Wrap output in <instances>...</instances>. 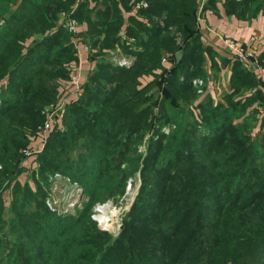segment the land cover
Listing matches in <instances>:
<instances>
[{
  "label": "trees",
  "instance_id": "obj_1",
  "mask_svg": "<svg viewBox=\"0 0 264 264\" xmlns=\"http://www.w3.org/2000/svg\"><path fill=\"white\" fill-rule=\"evenodd\" d=\"M251 2L264 6H223L230 13ZM199 4L0 0V264H264V131H252L264 88L234 59L224 102L196 95L192 80L206 58L214 66L218 56L201 41ZM67 14L86 25L94 61L68 100L60 89L78 49L63 24ZM117 56H132V64H117ZM258 59L264 64V52ZM62 98L35 158L33 184L21 183L20 150L41 144L45 108ZM163 124L169 134L160 132ZM147 131L143 154L136 146ZM136 174L138 193L111 239L90 219L92 204L119 194ZM54 176L82 188L86 201L77 214L59 216L46 206Z\"/></svg>",
  "mask_w": 264,
  "mask_h": 264
},
{
  "label": "crops",
  "instance_id": "obj_2",
  "mask_svg": "<svg viewBox=\"0 0 264 264\" xmlns=\"http://www.w3.org/2000/svg\"><path fill=\"white\" fill-rule=\"evenodd\" d=\"M224 1L225 0H214L211 4L209 3L205 8L206 10L201 13V21H198L196 24L201 35L202 43L209 46L219 57H224L230 61L229 64H222L218 56H216L214 59L216 64L214 66H212V61L208 58H206V62L202 66L203 76L206 78L210 76L212 78V82L206 86L205 95L211 97L214 105L217 102H224V94L229 92L231 62L237 59L235 54L225 47L223 38L233 39L245 49L252 48L258 58L259 55L261 56L264 52V6L258 8L251 2L227 13L226 8L223 6ZM254 1L260 3L264 2V0ZM125 17H127V14H125ZM77 30L80 35V40L76 41L78 59L77 62L70 64V77L76 76L79 82L84 83L94 66V61L89 58L88 47H86L85 44L86 25L79 24ZM249 71L253 73L252 70ZM214 79L221 80L222 82L224 93L220 96L218 95L217 88L212 84ZM71 94L74 96V93L70 90L69 83L63 82L60 95H62V97L65 96L64 98L68 100V98L72 97ZM198 97L200 98L201 96ZM263 117L264 108L260 114L257 115V120L252 125V131H254V133L264 131ZM38 142L40 143V141ZM39 143H36L37 145L33 143L35 144L33 146H41Z\"/></svg>",
  "mask_w": 264,
  "mask_h": 264
},
{
  "label": "rangeland",
  "instance_id": "obj_3",
  "mask_svg": "<svg viewBox=\"0 0 264 264\" xmlns=\"http://www.w3.org/2000/svg\"><path fill=\"white\" fill-rule=\"evenodd\" d=\"M17 5V4H16ZM15 5V6H16ZM14 6V7H15ZM62 15V13H61ZM201 21V18L199 20V22ZM196 22H198V20L196 19ZM197 24V23H196ZM174 36L176 38V41L178 43H181L182 40V34L181 32H175L173 30ZM120 35H124V32H121ZM75 39L79 40L78 38H80V35H75ZM76 41V40H75ZM86 44V43H85ZM242 46V45H241ZM116 51H114L115 53ZM132 57V56H131ZM163 57H165L166 59L169 58L168 53L163 52ZM120 62L122 63L123 61L126 62V60L119 57ZM132 61H133V57H132ZM162 62V60H161ZM199 78L202 77V79L204 78L206 80L207 84H210V82H212V78L209 76L208 78H206L205 76L199 75L197 76ZM196 77V78H197ZM215 83L221 87L222 82L221 80L219 81L218 79H214V82L212 84L215 85ZM157 88V87H155ZM59 94V92H58ZM58 103V102H57ZM57 105V104H55ZM54 104L46 107V111L51 110L53 107H56ZM156 112V111H155ZM194 112V110H193ZM163 126H167L166 124H163ZM161 126V127H163ZM170 126V125H169ZM160 127V128H161ZM171 127V126H170ZM159 128V130H160ZM161 132V131H160ZM151 132H146V134L143 136V139L140 141V143L137 144V151L142 152L144 154V150L146 147L147 142L149 141V136H151ZM45 142H43V144H41V146H25L20 150V153L22 154V166L24 167V173L19 177V180L21 181V183H24L26 181H28L29 184H33L32 180H31V174H32V170L35 169L37 171V160L35 159L38 155V153L41 152V149L43 147ZM33 149L35 150V155L32 156L33 161H30V159L28 158V156L26 154H24L23 150L24 149ZM132 180L134 182V184L132 183V187L131 189L133 190V198L127 197L125 198V195L128 193V183L129 181ZM139 175H129V177H127L124 181L123 184V190L119 193V194H114V195H103L102 197H99L97 200H95V203L93 202V206L91 209L90 213V219L95 223V228L99 231L105 232L111 239L115 238L119 232L121 231L123 225H124V218L126 216V214L129 212L130 207L132 205L133 200L135 199L138 190H139ZM48 190V197L52 198L53 200H58V202L60 201V205L62 207H60V205H57L58 208L66 210L67 208V212L64 211L65 213H56L57 215H67V214H77V211L83 208L82 203L83 200L86 201L85 196L83 195V191L82 188H80V186L72 183L70 180H68V178H59L57 176H54L53 178H51L49 180V186L47 187ZM104 194V193H103ZM4 202H5V206H8V201H9V191H6L4 193ZM110 201L112 205H114L115 209L117 210L116 213L113 215V219L110 221L111 222V228H107L104 229L101 227V225L99 223H97V221H94L92 219V214L94 212L95 209V205L96 204H102L104 202ZM72 203L71 206H68L66 204Z\"/></svg>",
  "mask_w": 264,
  "mask_h": 264
},
{
  "label": "built area",
  "instance_id": "obj_4",
  "mask_svg": "<svg viewBox=\"0 0 264 264\" xmlns=\"http://www.w3.org/2000/svg\"><path fill=\"white\" fill-rule=\"evenodd\" d=\"M206 0H200V4L198 6L199 9V14L197 16V20H200L201 17V7L204 5V2ZM138 7L141 6H146V3L142 1V3L137 5ZM65 17V21L63 22L64 27L70 32L71 35H78V23L76 22V20L73 18H70V14H67L64 16ZM223 43L225 44V47L233 52L235 54V57L241 61L243 63V65L248 69V70H252L253 73L256 75V77L259 79V81L261 82L262 86L264 87V64L262 63V61L260 59H258L255 51L252 48L249 49H245L243 48V46L239 45L238 43H236L233 39H228V38H223ZM119 51V49H117V52ZM119 57L126 60L123 61L122 63L119 60ZM115 61L117 64H120L122 66H129L132 64V57L131 56H117L115 57ZM162 62H169V59H166L165 57H162ZM69 86H70V90L72 93H77L79 94L81 91V87H82V83L79 82L78 78L76 76L72 77L70 79V81L68 82ZM192 85L195 89V93L197 96H203L206 92V80L202 77L199 78H194L192 80ZM215 87L217 88L218 91V95L220 96L221 94L224 93V88L219 87L216 83H215ZM62 103H60L59 105L57 104L56 107H53L51 110L49 111H45V121L43 123H41L38 127H37V136H39V139L41 140V144H43V142H45L46 138H47V132L51 129L52 125L55 124L56 121V116L58 114V112L60 111V109L63 107V103H64V98L61 99ZM171 127L169 126V124H167V126H163L160 128L161 133H165V134H169ZM24 154H26L28 156L29 159L32 158V156H34L35 154V150L33 149H24L23 150ZM111 204L110 201H107ZM105 203V202H104ZM45 204L46 206H48V208L55 212V213H59L60 211L62 213H65L64 211H68L67 208L66 210L63 209H59L57 205H60V201L58 202V200H53L52 198L48 197L45 200ZM103 204V203H102ZM68 206H71L72 203L66 204ZM99 205V204H96ZM95 205V206H96ZM60 207H62L60 205ZM60 212V213H61ZM92 219L94 221H96V219H94V216L92 214ZM98 223V222H97Z\"/></svg>",
  "mask_w": 264,
  "mask_h": 264
},
{
  "label": "bare ground",
  "instance_id": "obj_5",
  "mask_svg": "<svg viewBox=\"0 0 264 264\" xmlns=\"http://www.w3.org/2000/svg\"><path fill=\"white\" fill-rule=\"evenodd\" d=\"M132 183L134 184L132 180H130L128 183V193L125 195V198L129 197L130 199V197L133 196V190L131 189ZM116 211L117 210L115 209L114 205H110L109 202H105L95 206L93 216L102 228L107 229L112 227L110 221L113 219L112 217Z\"/></svg>",
  "mask_w": 264,
  "mask_h": 264
},
{
  "label": "water",
  "instance_id": "obj_6",
  "mask_svg": "<svg viewBox=\"0 0 264 264\" xmlns=\"http://www.w3.org/2000/svg\"><path fill=\"white\" fill-rule=\"evenodd\" d=\"M180 56H181V52L175 54V62L179 61Z\"/></svg>",
  "mask_w": 264,
  "mask_h": 264
}]
</instances>
